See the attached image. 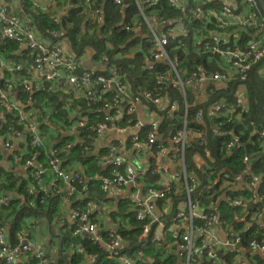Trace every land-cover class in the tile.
<instances>
[{
  "label": "built area",
  "instance_id": "built-area-1",
  "mask_svg": "<svg viewBox=\"0 0 264 264\" xmlns=\"http://www.w3.org/2000/svg\"><path fill=\"white\" fill-rule=\"evenodd\" d=\"M113 1L117 6L121 4L120 0ZM162 1L134 0L154 45V49L151 51L152 57L147 62L146 68L152 71L157 62L167 65L166 73L157 72L155 74V85L160 89L166 86L180 92L183 98L184 119H186V85L209 82H245L249 78L252 68L264 59V15L257 0H216L214 5H220L218 11L213 8H210L207 14L200 9L191 11L190 18L193 20L208 16L216 24L226 29L231 27L236 29L232 33L208 32L209 36L206 41L201 35L194 37L199 52L213 54L218 57V60L224 61L221 66L223 70L216 73L201 70L196 79L191 77L184 83L177 70L178 64L168 57L167 47L170 41H175L178 47L185 48L181 39L189 34L186 21L183 17H177L165 24H159L155 17L144 15L145 9L158 6ZM241 3L249 6L251 10L238 12V4ZM54 4V0H47L44 11L53 9ZM166 5L172 10L185 13L187 0H166ZM99 13L98 8L91 13V19L96 24L101 22ZM0 26L3 42L17 43L21 51H28L32 58V68L39 76V80L35 83L22 82L23 90L30 94L39 90H54L66 96V102L81 101L85 102L86 106L95 107L96 115L99 113L103 115L102 120L96 126L88 128L94 134L95 140L103 136L105 132L122 134L130 127L137 126L141 130L150 127L144 139H141L138 133L131 137L135 154L149 153L151 159L147 164L138 166L137 162L120 161V159L114 158L113 150H110L108 155L103 158L106 160L105 164H101L99 159V164L104 171H107V167L111 169L109 175L94 176L90 180L91 185L104 195L113 189H132L127 198L130 208V219L128 220L133 219L135 225H128L127 231L132 234L133 241H125L117 230L118 227L108 230L106 232L107 240H104L99 233L98 225L92 222L94 217L92 207L85 206L83 209L75 207L79 197L87 190V183L77 172V167L75 168L73 165L70 167L66 159L55 155H51L45 166L39 162L41 158L39 150L43 146L37 124L40 115L39 101L36 98L29 100L26 109L23 105L10 101L11 93L8 90L14 88L16 82L4 81L3 74L12 70L18 72L21 68L14 64L8 65L7 61L0 57V109H6V112L13 117L5 130V135L2 136L3 148L10 150L12 148L11 140L22 139L25 146L29 145L33 151L31 156L28 155V151L23 156H16V154L12 156L15 165H20L24 169V178L27 179L30 175L34 182L33 186L27 188V205L29 207H33L34 200L32 199L35 198L43 203L56 196H65V200L71 205L70 217L73 219V224L76 225L72 235L74 237L88 235L93 243L106 251L113 264H259L264 262V193L259 192L261 180H241V183L239 182L236 187L231 189L234 196L230 193L227 196L221 194L214 200L215 204L210 203L203 206V198L207 195L209 198H214L215 194L210 196L209 191L207 194L204 193V190L199 188V180L192 171L186 169L183 162L184 151L193 138L189 136L190 132L187 133L185 127L170 137L171 148L165 146L154 148L157 141L156 123L153 122L147 126L137 121L133 126H120L126 117L135 116L137 106L149 103L159 107L163 103V97L149 91H141L131 97L128 85L120 81L115 70H108L107 75L104 76L95 73L93 69H83L81 60L75 57L68 43H65L57 32L51 34L52 41L49 44L43 43L31 27L24 26L21 20L9 13L3 5H0ZM237 29L250 31L247 34L250 40L241 49L238 48L240 40L236 32ZM121 30L128 32L134 28L124 26ZM98 65L100 66V64ZM262 73L264 74V69ZM60 84H65L68 88L61 89ZM237 104H241L240 100H237ZM66 109L70 111L69 108ZM218 109L214 108V112L217 113ZM176 111V103L168 107L169 116ZM77 112L79 109L71 110L69 113L71 120L69 131L74 144L79 142L80 129L86 127L87 124V118L77 117ZM196 117L201 120L202 114L197 113ZM13 123L21 125L22 129H15ZM250 126L253 127V123H250ZM259 137L264 144V131L259 134ZM197 138L205 140V136L201 134H198ZM234 145L235 141L232 139L226 147L231 150ZM162 158H179L181 160L180 167L174 169L165 186L145 184L144 180L149 175L159 176L168 172V164L162 162ZM198 169H202V166L200 165ZM243 173L245 174L246 171ZM228 178L229 174L227 173L223 174L222 178L218 176L214 178L213 184L216 185L217 191L226 188ZM45 182H48L46 187H44ZM171 184H177L179 192L185 196L182 205L175 206V208L171 202L165 204ZM205 189L209 190L211 187L206 186ZM241 191H247L253 197L247 201L241 198V195L236 196L237 193L241 194ZM8 199L2 197L0 203L6 207L9 203ZM221 201L226 203L229 208L240 210L233 216L232 224L226 223L224 220L222 224V220H220L222 216L217 206L221 204ZM249 203L256 206L257 209L251 213L248 222H245L244 229H248L251 223H254L262 240H252L246 247H243L241 245V228L236 227L244 220L241 218V214L247 215ZM101 205L104 206L105 203L101 202ZM61 224L64 225V220ZM65 227L67 230L64 229V232L71 228L67 225ZM34 229L35 227H32L30 232ZM29 234L27 231L18 232V244L12 248L5 229L0 227V261L3 264H16L20 255L32 253L36 264H58V259H51L43 248L32 243ZM127 244H129L128 247ZM69 249L71 252L84 254L85 264H96L99 261L96 255L85 254L80 243L72 242ZM243 255L251 262H246Z\"/></svg>",
  "mask_w": 264,
  "mask_h": 264
},
{
  "label": "trees",
  "instance_id": "trees-1",
  "mask_svg": "<svg viewBox=\"0 0 264 264\" xmlns=\"http://www.w3.org/2000/svg\"><path fill=\"white\" fill-rule=\"evenodd\" d=\"M54 1V8L48 11H44L47 0H23L21 3L22 8L18 12L9 11L10 6L3 0H0V5H3L9 13H14V16L19 17L25 26L31 27L43 43L49 44L52 41L51 34L57 32L68 43L75 57L79 58L81 62L84 57L89 59L90 62H88L94 65L92 69L95 73L106 76L108 70H115L120 81L128 85L131 97H134L138 92L149 91L163 97L164 100L169 102V106L176 103L177 111L171 116H169L170 113L167 108L162 111L157 106L146 104L150 111H153L161 118L157 130L159 131L158 134L160 133L162 136L161 140L159 139L160 141H156L154 148L164 146L169 137L176 135L184 127L187 133L188 131L192 133L191 137L193 140L189 142L184 151L186 169L192 171L193 175L199 180V188L203 189L204 193L207 194L209 191L211 193L210 196L215 194L214 198H209L208 195L205 196L203 198V206L210 203L215 204L214 200L221 194L227 196L230 193L234 196L231 193V189L236 187L239 182L241 183V180H261L259 192L264 193V144L259 137V134L264 131V74L262 73L264 59L252 68L250 76L245 82L232 81L228 83L226 88H222L213 94L212 100L204 105L198 104L190 91L186 89L187 113L186 119H184L183 98L180 92L166 86L160 89L155 85V74L157 72L160 74L166 73L168 70L167 65L157 62L152 71L146 68L147 62L152 57L150 52L154 49V45L152 37L146 30L143 19L134 4V0H120L121 4L119 6L115 5L113 0ZM215 1L187 0L185 13L168 8L166 0H163L158 6L144 10L146 17H155L159 24H165L167 21L174 20L177 17H183L186 21L185 24L189 34L181 39V43L185 44V48L178 47L175 41H170L167 47L168 57L171 61L178 64L177 70L184 83L191 77L196 79L201 70L208 73H214L219 70L217 65L218 57L210 53L199 52L194 37L201 35L206 41L209 36L208 32L232 33L236 29L233 27L226 29L216 24L208 16L207 18L198 17L196 20L190 18V12L197 9L206 14L210 8L218 11L220 5H214ZM238 5V12L240 13L251 10L246 4L241 3ZM96 8L100 11V24H96L91 19V13ZM124 26H131L134 30L128 32L121 30ZM236 32L240 40L238 48L241 49L250 40L247 35L250 31L237 29ZM13 55L21 56L16 58L12 57ZM0 57L24 67V71H21L22 75H26L33 67L30 54L26 50L21 51L17 43L0 42ZM95 64H100V68H95ZM86 68L88 69L90 66ZM19 71L16 73L17 76ZM13 74H15L14 70L5 72L3 74L4 81H11ZM22 82V79L18 80L15 84L16 86L8 91L25 109L29 100L38 99L40 115L37 119V124L40 130H46L51 124L52 126H59L65 132L64 127L69 128L71 125L69 120L71 110L76 111L79 109V112L76 113L77 117L87 118L86 127L80 129L79 142L74 144L72 137L67 135L62 142L71 140L69 145L65 143L68 146V148L66 147L67 151L57 150L59 152H54L53 155L66 159V162L76 161L75 163H80L79 166H82V169L76 168V170L86 181L88 190L91 191L93 187L90 180L94 176H108L111 171L109 167H107V171H104L99 164V159L103 160L108 155L107 151H104V153L100 152L98 156H94L91 153L95 137L88 128L96 126L102 120V113L96 115L95 107L86 106L85 102L81 101H68L69 111L63 107V102H60L62 93L39 90L30 94L23 90ZM241 89H244V100L246 103L241 101V104L238 105L237 98L241 99L238 95ZM63 97L65 98L66 96L63 95ZM213 103H222L217 113L214 112V108H211ZM0 113H2L0 118H4L0 131L2 136V134L5 135V130L13 117L4 108L0 109ZM197 113L202 114L201 120L197 119ZM135 122V117L129 116L120 123V126H133ZM250 123H253V127L250 126ZM13 125L15 129H22L21 125L16 123H13ZM146 128L143 129L142 136L150 130V127ZM198 134L204 135L205 140L198 139ZM52 137L53 139L55 138L54 135ZM57 139H59V136H57ZM141 139L144 138L141 137ZM232 139L235 141V145L231 150H228L226 145ZM27 148L29 153H31L30 146H27ZM44 149H49V146L45 144ZM44 149H40L42 156H44ZM31 155L32 153L29 156ZM195 157H199L202 160V169L195 167L193 163ZM243 171H246V173L244 174ZM226 173L229 174L228 184L226 188L217 191L216 185L213 184L214 178L217 176L222 178L223 174ZM158 179L159 176L149 175L146 182L155 185ZM179 183L181 182L179 181ZM33 185L34 182L30 175L25 179L23 174H18L17 170L13 168L7 172L0 168V201L2 197L7 199L10 197L6 207L0 203V227L5 229L12 248H15L18 244V232L27 231L30 233V229L35 226V223H39L44 216L50 222V219L58 215L57 202L53 201V198L43 203H40L35 198L32 199L34 200L33 207L27 205V188ZM206 186H210L211 189H205ZM240 195L241 198L247 201L253 197L247 191H241V194H236V196ZM87 201L88 199L82 202L78 201L75 207L83 209ZM184 201L185 196L179 192L178 185L171 184L168 189L166 203H164L168 204L171 202L174 206L173 208H175V206H181ZM223 201L217 206L222 216L220 220H222V224L223 220L232 224L234 222L232 220L233 216L240 210L238 208H229ZM125 206H128V200L119 205L118 213L116 212L113 216L129 219V214L125 213ZM256 209V206L249 203L247 215L241 214V218H244V220L237 224L236 228H241V245L243 247H246L252 240H262L254 223H251L248 229H244L245 222H248L249 216ZM92 222H95L93 218ZM133 225H135V222L131 219L129 226ZM75 227L76 225L72 224L69 231L62 233V248H60L62 252L60 253L58 264H64L63 253L68 255L66 259L68 264H85L84 254L69 251V245L72 242L80 243L85 254L96 255L99 258L96 264H113L106 251H103L99 245L93 243L88 235L74 237L72 232L75 231ZM127 228L118 227L117 230L122 234L125 241L131 242L133 241V236L127 231ZM260 233L263 234L262 231ZM100 235L104 240H107L106 233H100ZM128 246L129 244H127ZM47 255L49 256V254ZM0 264L3 263L0 261ZM16 264H36V259L32 253L24 254L18 257Z\"/></svg>",
  "mask_w": 264,
  "mask_h": 264
},
{
  "label": "crops",
  "instance_id": "crops-1",
  "mask_svg": "<svg viewBox=\"0 0 264 264\" xmlns=\"http://www.w3.org/2000/svg\"><path fill=\"white\" fill-rule=\"evenodd\" d=\"M3 1L7 2L8 6H10L9 11L18 12L22 8L21 3L23 1L20 0H3ZM19 20L21 19L19 18ZM21 22L23 23L22 20ZM0 42L3 43L1 26H0ZM20 56L21 55H13L12 57L18 58ZM88 61H89L88 58L85 57L82 58V68L85 70H90V68L87 69L86 67L93 65L92 63H89L90 61L89 62ZM222 63H224V61L222 59H219L217 63L219 70L215 71L214 73L223 70L221 68ZM12 64L19 66L21 68L18 73V76L16 75L17 72H14L15 74L12 75L11 81H13L14 83L21 79L23 80V83H35L39 80L38 74L33 70L32 67L26 75H22L23 73H21V71H24L25 68L14 62ZM227 85L228 83H216V82H209L204 84L191 83L189 85H186L185 90L188 89L190 91V93L193 95L195 101H197L198 104L204 105L206 102L212 100L213 94L217 93L222 88H226ZM59 86L61 87V89L68 88L66 87L65 84H60ZM50 92L56 93L54 90H51ZM238 95L241 97V99L240 98L237 99L240 100V102L244 101V103H246V101L244 100V89H241L240 94ZM10 101L20 104V102H18V100L12 97L11 95H10ZM60 102L63 103L65 102L64 103L65 109L69 108V105L67 104L66 99L63 97L62 94H61ZM168 104L169 102L167 100H163V103L158 108L163 111L166 108L168 109ZM221 105L222 103H213L211 105V108H219L221 107ZM1 115L2 113H0V116ZM134 117L136 119L134 125H136L137 121L138 123H144L147 126H150L154 122L156 123L155 127H158L161 122V118H159L153 111H150L147 105L137 106ZM3 119L4 118H0V122H2ZM2 126H0V131ZM64 130L65 132L62 131L61 128H59V126H52L51 124H49V128H47L46 130L39 129L38 133L40 135L41 141L43 142L42 148L44 149L45 144L46 146L47 145L49 146V149H44V154H43L44 156H42L41 154V158L39 162L42 164V166L46 165V162L49 160V158L51 157V155H53L54 152H59V151L63 152L66 150V147L68 148L67 145L71 143V140L64 143L62 142L65 136L70 135L71 133L69 131L70 127L69 128L64 127ZM142 131L143 130L139 129L137 126L136 127L134 126L133 128L130 127L129 129L126 130V132L122 134L105 132L103 136L96 138V140L93 142L91 153L94 156H98L100 152L104 153V151H107L109 153L110 150H113L114 158L120 159V161L122 160L126 163L137 162L138 166L145 165L151 159L149 153L145 152V155L135 154L133 150V144L131 143V137L135 133L140 134V137L142 138L146 137L148 131L145 133L144 136L141 135ZM158 132L159 131L156 129L155 132L156 140L160 141L162 135L160 133L158 134ZM52 134L55 137L54 139L52 137L53 136ZM191 135L192 133L189 134V136ZM2 136L0 135V168L6 172L13 168L17 170L18 174L21 173L24 175L25 173L24 169L20 165H15V162L12 158V156L15 154L16 156L18 155L23 156L26 153V151H28L27 146H25L24 140L22 139L20 140L15 139L13 141L11 140L10 142L12 148L10 150H7L3 148L4 140L2 139ZM57 136H59V139H57ZM169 139L170 137L168 138V140H166L164 146L171 148V145L169 144ZM65 143H67V145H65ZM31 153H29L28 151V155H30ZM105 161L106 160L103 159L100 161V163L105 164ZM108 161L109 160L107 159V163ZM75 162L76 161L69 162L70 167L73 165L75 168L77 167L79 170L82 169V166H79L80 163L78 162L75 163ZM162 162L168 164V172L164 175H159V179L156 185L165 186L166 182L171 178L174 169H178L180 167L181 160L179 158L176 159L162 158ZM107 163L106 165H108ZM193 163L195 167L198 168L202 164V160L199 157H195ZM144 183L145 184L147 183L146 180H144ZM46 186H48V182L44 183V187ZM131 190H132L131 188L113 189L108 194L104 195L102 193H99L97 188L95 187H93L91 191H89L87 188L86 192L79 197L78 201L82 202L83 200L88 199L85 206L92 207L94 214L93 219L99 227V233H106L108 230L117 227L116 224L118 221L116 217L119 216L114 217L113 215H115V213L118 211L119 205L127 200ZM53 201L57 202V210H58V215H56L57 217L50 219V222H48V220L44 216V218H41L39 223L37 224L35 223L34 226L35 229L32 230L29 235L31 237L32 243H34L35 246L37 247L43 248L49 254V257L51 259H60V253L62 252L60 249L62 248V233H64V229L67 230L65 225L72 226L73 219L70 217V211H71L70 202H67V200H65V196L60 195L53 197ZM101 202H104L105 205L102 206ZM63 220H64V225L61 224ZM128 222L130 224V220H128ZM126 228L127 227H125L124 229ZM243 257L246 262L248 263L251 262V260L246 258L244 255ZM259 264H264V262Z\"/></svg>",
  "mask_w": 264,
  "mask_h": 264
},
{
  "label": "rangeland",
  "instance_id": "rangeland-1",
  "mask_svg": "<svg viewBox=\"0 0 264 264\" xmlns=\"http://www.w3.org/2000/svg\"><path fill=\"white\" fill-rule=\"evenodd\" d=\"M150 54H151V52H150ZM7 63H8V65H12L13 62L8 60ZM125 210H126V212H125L126 214L130 213L129 205L126 207ZM116 218H117V221H118L117 224H116L117 227L125 228V227H127L129 225L128 218H126V219H121L120 217H116ZM69 251H70V249H69Z\"/></svg>",
  "mask_w": 264,
  "mask_h": 264
},
{
  "label": "water",
  "instance_id": "water-1",
  "mask_svg": "<svg viewBox=\"0 0 264 264\" xmlns=\"http://www.w3.org/2000/svg\"><path fill=\"white\" fill-rule=\"evenodd\" d=\"M20 1H23V0H20ZM257 2H258V5H259V7H260V9H261V11H262V13H263V15H264V0H257ZM92 68H94V65H91V66H90V70H92ZM95 68H100V66H99L98 64H95ZM1 125H2V122H0V126H1ZM8 226H10V225H8ZM67 257H68L67 254H63V255H62V259H63V261H64V264H68V263L66 262Z\"/></svg>",
  "mask_w": 264,
  "mask_h": 264
}]
</instances>
